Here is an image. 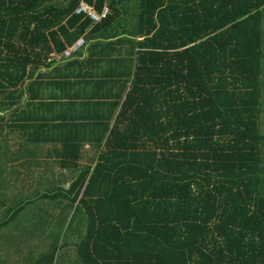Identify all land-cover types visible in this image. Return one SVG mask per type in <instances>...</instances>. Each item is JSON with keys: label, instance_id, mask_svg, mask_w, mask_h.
Returning <instances> with one entry per match:
<instances>
[{"label": "trees", "instance_id": "1", "mask_svg": "<svg viewBox=\"0 0 264 264\" xmlns=\"http://www.w3.org/2000/svg\"><path fill=\"white\" fill-rule=\"evenodd\" d=\"M82 1L0 0V140L24 131L20 159L58 134L56 164L79 173L39 202L79 263L264 264V0L112 1L94 26ZM90 29L83 58L53 59ZM65 60L83 79L58 81Z\"/></svg>", "mask_w": 264, "mask_h": 264}, {"label": "crops", "instance_id": "2", "mask_svg": "<svg viewBox=\"0 0 264 264\" xmlns=\"http://www.w3.org/2000/svg\"><path fill=\"white\" fill-rule=\"evenodd\" d=\"M83 2L87 1L83 0L81 4ZM94 25L95 24L92 22V26ZM91 29L80 39H83L84 41L87 40ZM100 39H106V36L100 34ZM70 47L71 46H68L67 49ZM88 47L89 46L87 45V47L84 48V51L88 49ZM57 55L58 54L52 55L53 59L61 60L60 56L63 55ZM85 55L86 59L80 60V62L85 65L94 66L96 72H99V66L86 62L87 57L89 56L88 51ZM79 56V54L74 55L69 60L74 59V61H76V58H83ZM69 60L61 62L60 65L57 64L59 75L58 81L64 80L74 83L75 81L83 79L80 75L88 70V67L76 65L72 67V70L69 71V74L67 75L66 72L68 71V67L66 66V62ZM77 89H80V87L76 84L69 85V92L67 95H74ZM75 110V108L69 109L68 114H74L75 116ZM76 113L80 112L77 111ZM48 117L54 116L50 114ZM39 133L45 136V139L42 140L41 143V149H43L42 156L35 155L36 151H34V155L24 156L22 154L20 159L17 157L10 158V156L7 155V151L9 150L13 155V153L21 148V143L23 142L21 137L24 136V131L17 130L16 133L11 134L5 129L2 133L3 137L8 135V140H0V151L2 153L0 156V264H46L45 261L42 260L40 253L48 251V261H50L55 246L57 247V264H80L74 251L75 246L72 245L76 240L74 237L77 236L72 235L70 236L72 238H63L64 231H62L60 235L59 226L56 224L58 219H52V217H59L60 213L63 214L62 210L59 208H50L46 203L39 202L45 201L44 199L47 197L43 196L46 194L47 189L55 183H57L56 186L62 184L61 186L67 190L78 175L79 169L61 170L56 164V161L59 159L58 156H55L52 153L53 148L56 145L54 143V138L58 136V134H43L42 131ZM11 135H15V141H12V143H10L11 140L9 141ZM31 147L32 149H37L40 146L31 143ZM36 159L37 161H46L45 165L40 166L39 164H36ZM40 170H44V172L40 173ZM44 188L46 191L40 192L41 190H44ZM33 199H35V202H39L41 205L40 209L37 210V207L33 206L28 207L25 212L18 211V214L15 212L17 206H19L20 210L25 204H30L34 201ZM60 199V201H66L69 198L65 196ZM11 209H13V212H11ZM15 216L20 217L18 220L12 221V223L8 225L7 222L10 221L12 217L15 219L17 218ZM39 217L47 220L45 229L39 228L37 224L39 223Z\"/></svg>", "mask_w": 264, "mask_h": 264}, {"label": "built area", "instance_id": "3", "mask_svg": "<svg viewBox=\"0 0 264 264\" xmlns=\"http://www.w3.org/2000/svg\"><path fill=\"white\" fill-rule=\"evenodd\" d=\"M112 1H122V0H106L105 9L102 12L97 11L94 6L89 5L87 2H83L79 7V9L75 11V14L79 16L82 15L85 16V18L90 19L95 25L101 24L112 15V9L110 5ZM84 45H85L84 40L80 39L73 46L67 49L64 52L63 56H60V58L61 59L70 58L74 53L79 51Z\"/></svg>", "mask_w": 264, "mask_h": 264}, {"label": "rangeland", "instance_id": "4", "mask_svg": "<svg viewBox=\"0 0 264 264\" xmlns=\"http://www.w3.org/2000/svg\"><path fill=\"white\" fill-rule=\"evenodd\" d=\"M262 29H263V39H264V17H263ZM263 52H264V40H263ZM263 69H264V61H263ZM262 88H263V92H262V110H263V115L262 116H263V120H264V80H263V86H262ZM261 126H262V124H261ZM261 133L264 136V123H263V127H262V132ZM14 138H15V135H11V137L9 138V141L11 140L10 143H12V141L13 142L15 141ZM262 147H263L262 154H263V157H264V153H263L264 152V146L262 145ZM37 154L40 155V156H42V152H40L39 150L37 151ZM43 172H44V170L43 171L40 170V173H43ZM40 206L41 205L39 203L36 205L37 210L40 209Z\"/></svg>", "mask_w": 264, "mask_h": 264}]
</instances>
